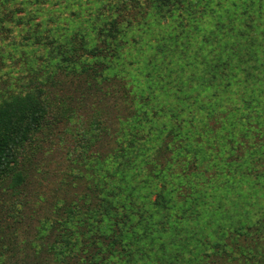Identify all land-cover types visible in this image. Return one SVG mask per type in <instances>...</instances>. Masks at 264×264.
I'll return each instance as SVG.
<instances>
[{
    "label": "rangeland",
    "instance_id": "obj_1",
    "mask_svg": "<svg viewBox=\"0 0 264 264\" xmlns=\"http://www.w3.org/2000/svg\"><path fill=\"white\" fill-rule=\"evenodd\" d=\"M190 1L197 10L189 17L187 10L141 4L138 0H127L125 9L121 8L123 0H0V104L25 93L37 97L40 88L44 92L42 80L60 62L66 66L77 62V66L88 67L91 72L90 79L81 78L72 83L70 78L61 80L59 92L66 98L67 108L76 107L72 100L83 98L90 86L87 82L92 78L96 80L98 93L85 97L83 105L69 111V119L63 113H51L29 139L17 170L3 179L0 227L5 230L6 224L11 223L13 241L4 250L5 264L60 263L73 254L76 257L70 264L84 259L83 256L78 259L80 246L74 233H70L75 228V204L80 201L77 192L83 187L85 193V187L73 179L74 161L99 159L108 165L109 156L116 153L115 163L122 162L127 147L135 140L154 135L151 131L155 128L151 125L162 129L166 122L162 117L164 112L152 107L158 101L146 96L149 93L146 73L158 75L166 65L173 78L177 72L181 73L182 67L189 74L197 71L196 64L202 65L219 50L227 51L226 54L239 50L233 54L239 59V78H243V70L251 76L248 94L243 99L246 102L241 107L244 115L238 123H247L253 130L237 131L236 125L231 128L230 138L229 133L211 134V153L220 160V167L208 164V168L211 173L224 172L215 201L227 218L229 213L234 214L238 227L245 226L249 232L260 230L255 216L264 209V190L259 182L264 179V139L256 132L259 129L256 120L264 114V0ZM114 39L122 46L119 61L113 60V52L108 50L98 52L105 55L98 59L94 58V49L76 54L72 51L76 47L74 43L114 42ZM256 58L259 62L255 69ZM186 88L185 93L189 92L191 97L193 85L187 83ZM202 98L199 96L197 100ZM171 99L175 103L174 96ZM248 108L256 110L253 113ZM138 118H145L143 126L137 125ZM155 119L162 121L153 123ZM244 135L253 144L247 150L236 149L235 140H241ZM80 137L84 139L82 143ZM139 145L138 141L137 151ZM136 153L129 154L133 157ZM238 157L245 160L240 162L243 176L236 173ZM200 162L204 164L202 159ZM108 166L112 172L114 166ZM103 168L100 167L101 171L106 173ZM246 208H249L245 213L248 222L243 220L242 212ZM187 227L181 229L183 233L188 231L179 234L176 242L167 238L156 247L145 240L141 251L123 244L125 236H134L136 232L129 231L127 236L123 230L119 238L111 240L98 235L96 240L102 242L104 249L98 246L102 254L98 251L99 259L94 260L102 264H228L232 260L233 239L226 240L225 246L217 235L212 239L208 236L200 245L198 237L192 239L191 223ZM247 243L240 238L237 244L240 247ZM47 252L55 260L46 257Z\"/></svg>",
    "mask_w": 264,
    "mask_h": 264
},
{
    "label": "trees",
    "instance_id": "obj_2",
    "mask_svg": "<svg viewBox=\"0 0 264 264\" xmlns=\"http://www.w3.org/2000/svg\"><path fill=\"white\" fill-rule=\"evenodd\" d=\"M138 1H141V4L144 2L163 5L164 8H173L177 11L187 10L185 12L190 13L189 17L194 15L191 14L192 11L197 10L196 5L190 0ZM126 2L127 0H123L122 9H125ZM112 41L82 42L80 45L74 43L76 47L72 51L76 54L78 51L94 49V58L98 59L105 56L103 53L99 55L98 52L108 50L113 52L112 59L119 61L122 59V46L120 47L115 39L114 42ZM230 51L231 53L226 54L227 51L219 50L213 58L206 60L202 65L196 64L197 71L189 74H185L184 71L187 69L182 67V70L179 69L181 73L177 72L175 78L169 74L171 70L164 61L166 68L162 69L160 74L146 73L144 79L146 90L149 91L146 96L148 95V98H152L154 102L158 101L152 107L164 112L162 117L166 122L162 129L151 125V128H155L151 131L154 133L153 136L149 138L144 136L142 140L131 142L133 144L126 149L128 153H124L125 159L119 164L115 163L118 160L117 154L110 155L109 164L114 166L112 172L109 164L99 159L83 158L74 161L76 175L73 179L85 187V193L82 192L83 187L81 192H77L81 204L79 202L75 204L73 212L75 228L70 232L72 235L74 233L80 246L77 251L78 259L84 257L78 260V264H102L94 260L99 259L100 247L104 249L102 242L96 240L98 235L111 240V238H119L123 230L127 236L129 231L136 232L131 237H126L124 234L126 241L123 244L125 247L129 245L141 251L142 242L145 240L155 243L156 247L165 243L167 238L176 242L179 234L184 235L188 231L186 229L183 233L181 229L189 227L190 223L192 239L195 240L193 236L198 237L200 245L206 237L210 236L212 239V236L216 235L225 246L226 240L235 241L234 256L229 262L228 256V264L232 261L234 262L232 264H241V262L264 264V209L255 216L258 218L257 223L261 225L260 230L256 228L254 232H249L245 226L238 227V223L234 222V214L229 213L227 218V215L220 212L223 208L218 207V201H215L222 186L220 177L224 172L211 173L208 168V164L212 167H220L218 165L220 160L211 153L212 133L216 136L220 133H229L230 138L231 128L236 125H238L237 131L253 130V127L247 123H238L244 115V112L241 114V107L246 102L243 99L248 94L246 89L250 84L251 76L245 74L243 70V78H239V59L233 55L239 50ZM258 62L257 58L253 62L255 69L258 67H256ZM76 64L77 62L66 66L64 62H60L53 66L51 75L42 80L45 85L44 92L40 88L37 97L25 93L23 97H16L0 104V185L4 182L3 179L17 170L29 139L48 121L51 113L60 115L63 113L66 119H69L67 113L83 105L85 97H90L93 93L98 94L95 91L96 80L92 78L91 82H87V85H90L88 90L84 95H80L83 98L72 100V103H76V107L67 108L66 98L59 92V88L63 85L61 80L70 78L72 83L77 79L91 77L90 68L85 66L81 68ZM59 75L62 79H58ZM187 83L193 85L191 97L189 92L185 93ZM173 96L176 99L175 103L171 99ZM199 96H203L200 101L197 100ZM251 103L253 104V101ZM250 109L253 113L256 110V108H248ZM145 121V118H138L137 125L143 126ZM156 121L162 120L155 119L153 123ZM256 121L259 128L256 132L261 133L260 137L264 139V114ZM247 136L235 140L236 149H250L249 144L253 143L248 141ZM83 140L80 137L79 143ZM138 141L140 145L137 151ZM230 141L233 143L232 139ZM189 148L191 152H188ZM133 151L137 152L133 157H137L138 161L132 160L133 157L129 153ZM244 161L238 157L236 163L239 170L236 173L240 176L244 175L240 163ZM101 166L107 170L106 173L101 171ZM226 166H229L228 163ZM259 182L264 190V179L261 178ZM248 209L242 212L243 220L246 222L249 221L248 214H245ZM6 225L5 230L0 227V264L6 263L4 250L13 243L10 239L11 223ZM203 230L207 231L204 233ZM137 231L143 232L142 235ZM240 238H244L248 243L239 247L237 243ZM109 244L113 245L112 242ZM47 254L49 256L45 255L46 257L55 260L50 252ZM75 257L73 254L60 263L50 264H70Z\"/></svg>",
    "mask_w": 264,
    "mask_h": 264
}]
</instances>
